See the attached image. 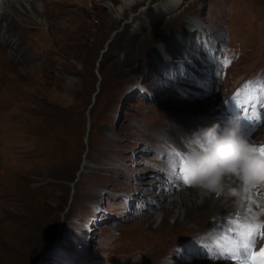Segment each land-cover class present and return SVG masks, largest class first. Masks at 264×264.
<instances>
[{
    "label": "rangeland",
    "instance_id": "obj_1",
    "mask_svg": "<svg viewBox=\"0 0 264 264\" xmlns=\"http://www.w3.org/2000/svg\"><path fill=\"white\" fill-rule=\"evenodd\" d=\"M38 1L45 24L37 23L38 14L31 21L21 12L0 20V26L35 27L31 32L19 30L24 34L16 51L0 44V264H173L180 260L174 248L182 247L188 235L181 239L171 235L186 234L185 219L176 227L186 230L150 231L141 222L148 211H139L144 205L131 197L138 195L137 182L166 184L158 172L167 157L157 151L169 149L153 134L158 132L154 123L167 120L148 97H165L161 106L170 105L167 96L177 95L175 89L185 75L173 80L170 63L165 73L144 65L137 75L120 81L115 74L121 70L114 66L127 51L126 30L139 27L140 14L151 0L118 20L105 5L118 6L119 0H42L44 5ZM196 4L194 9L200 12L194 15L205 26L216 28V38L223 43L215 57L217 68L226 55L225 67L212 75L209 95L233 94L243 81L264 89V0ZM186 8L176 14L183 16ZM182 30L180 26L178 32ZM70 33L75 40L67 37ZM13 53L24 59L15 63ZM148 56L145 64L152 61ZM196 57L190 56L188 73ZM221 78L228 85L224 92ZM217 79L221 80L218 91ZM221 105L220 101L215 110ZM254 124L257 129L262 125ZM167 162L173 161L167 158ZM169 165L165 169L173 173ZM147 192L138 200L147 198L143 196ZM151 192L162 194L159 189ZM160 212L157 207L146 216L152 220ZM187 223L192 226L187 231L190 237L207 229L193 226L189 219ZM234 224L238 230L241 223Z\"/></svg>",
    "mask_w": 264,
    "mask_h": 264
},
{
    "label": "bare ground",
    "instance_id": "obj_2",
    "mask_svg": "<svg viewBox=\"0 0 264 264\" xmlns=\"http://www.w3.org/2000/svg\"><path fill=\"white\" fill-rule=\"evenodd\" d=\"M147 1L149 0H119L118 6L107 3L105 7L110 8L114 12L116 20H118L119 16L128 14L134 7ZM199 1L201 0H151L149 7L140 14L142 18L139 27L134 31L131 29L126 30L128 35L127 51H124L125 56L122 55L124 56L123 59L114 63V66L119 67L121 70L120 74L117 73L118 76L115 74L116 79L119 77L120 81L123 77L137 75L144 65H147L150 69L160 68L159 71L165 73L166 64L170 63L172 68L174 67L173 80H178L181 75H185V78L178 84L179 88L175 89L177 95L167 96L168 98L171 97L170 105L163 103L164 107L161 106L162 101L166 99L165 97L155 99L156 96H147L157 102L159 108L162 109L161 111L165 113L167 120L154 123V129L158 132L154 131L153 134L154 138L158 139L157 141H166V149H169L168 153L165 148L157 152L165 154L170 162L171 159L173 161L166 164V158L164 159L165 166L162 163L159 164V176L163 177L166 184L155 186L159 183L162 184V182H137L138 189L140 188L137 192L138 195L134 194L131 198L135 200V203L139 202L144 205L139 206V211H148L142 215L141 222L150 231L165 233L173 227L174 230H184L185 227L182 229L176 226L185 219L184 225H186L187 230L185 229L186 232L184 233L186 234H180L181 236L178 234L171 235L175 239H181L182 236L188 235L182 247L174 248L173 252L180 256V260H173V264H186V262L190 263L193 260L202 261L199 264H234L213 258L204 259L202 256H206L210 252L213 253L223 241L229 239L230 233L243 234L241 231L234 230V223L252 226L264 221V176H261L255 182L249 181L240 166L229 164L221 167L215 175L207 177L206 180L194 186L183 187L181 181L177 179L180 178V174H177L178 165L187 167L194 160L198 164L208 166L207 162L212 160L210 152L215 146L216 136L220 134L219 131L225 127L227 122L226 114L223 112V106H226L224 100L226 102L230 101L228 96L232 94L229 91V94H226L227 97L224 94L212 98L214 96L209 95L210 92L207 90L209 83L214 79L212 75L217 70L215 59L219 53L217 49L222 47L223 43L218 42L216 38V28L205 26L198 20V16L194 15V13L198 14L200 12L194 9ZM40 2L43 4L42 0ZM39 4L38 0H31L30 2L29 0H0V20L4 18V15L17 16L18 12H21L26 17L31 18V21L38 14L40 20L37 23L43 25L42 15L44 12L40 13ZM184 5H187L186 9L189 10L183 16L180 12L176 14ZM136 21H138L137 18ZM160 21L162 23L159 26L144 32V30ZM180 26L184 27L182 33L178 32ZM19 30L31 32L35 30V27L22 23L16 28H11V26L4 24L0 26V44L12 47L15 51L18 50L22 42L20 35L24 34ZM59 32L61 31L59 30ZM165 34H168V36L162 38ZM67 37L70 40H75L76 35L70 33L67 34ZM161 38L162 40L159 41ZM159 42V46L148 56L149 49L158 45ZM19 55L17 53L11 55L15 63H20L24 59ZM147 56L152 61L145 64ZM190 56L197 57L195 58L196 62L193 63L195 67L191 69V73L190 71L188 73L186 68ZM156 73L160 76L158 71ZM186 79L187 81H184ZM221 80V91L224 92L228 89V85L225 79L221 78ZM244 82L237 83L236 87L244 85ZM135 90L137 94L140 93V90ZM255 94H260L263 97L264 89H257ZM260 98L255 99L257 106L262 101ZM220 101L222 108L216 111L215 107L219 105ZM245 106L247 110L251 109V111H247L249 125L258 123L255 118L256 102L253 104L249 99L246 101ZM245 106L241 108L245 109ZM234 108L239 109L240 104L238 103ZM254 126L257 127L256 124ZM225 132L222 133L224 137L228 135ZM159 133L161 135L157 136ZM263 138L264 125L262 122L261 127L256 128V133L249 138L248 144L250 146L259 145L261 144L260 140ZM169 164L172 165L174 174L165 169L166 166H170ZM253 184H255L254 187ZM146 185H149V187L146 188ZM258 188L259 192L255 193ZM153 189H159L162 194L152 196L151 191ZM144 190L150 192L143 194L147 198H142L140 201L138 199L142 197ZM157 207H160L161 212L153 214V219L149 220V216L146 215L155 212ZM223 209L225 211L221 212ZM226 209H235L237 212L235 214L227 213ZM209 213H213V215L208 216ZM188 219L193 226H201V228L206 226L207 229H203L204 231L201 232L196 230L199 232L195 231L193 236L190 237L187 231L192 226L187 223ZM198 246H200V249H198ZM170 252L172 253V250Z\"/></svg>",
    "mask_w": 264,
    "mask_h": 264
},
{
    "label": "water",
    "instance_id": "obj_3",
    "mask_svg": "<svg viewBox=\"0 0 264 264\" xmlns=\"http://www.w3.org/2000/svg\"><path fill=\"white\" fill-rule=\"evenodd\" d=\"M91 107V105L89 106V108ZM87 127H89V125H87Z\"/></svg>",
    "mask_w": 264,
    "mask_h": 264
}]
</instances>
